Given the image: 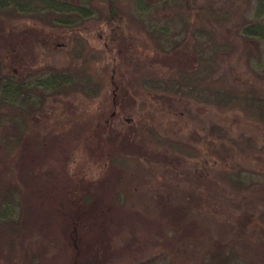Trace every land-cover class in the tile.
<instances>
[{
  "label": "trees",
  "instance_id": "obj_1",
  "mask_svg": "<svg viewBox=\"0 0 264 264\" xmlns=\"http://www.w3.org/2000/svg\"><path fill=\"white\" fill-rule=\"evenodd\" d=\"M159 1L161 17L153 21L141 17L154 6L151 0H134L139 16L125 0H0V37L10 31L35 60L46 50L62 52L68 64L27 79L13 69L16 59L0 55V126L9 123L18 130L15 138L0 135V264H40L66 247L68 264H112L120 232L112 234L109 221L117 207L157 224L163 249L154 258H167L166 264H234L235 242L250 239L255 225L264 226V179L259 177L264 171L250 163L252 156L256 165L259 158L264 163L255 139L229 135L214 125L222 138L218 157L231 160L206 162L195 170L205 153L167 132L158 120V113L175 112L174 101L180 99L212 104L222 112L237 110L246 120L264 125V77L251 82L232 76L230 64L242 47L248 52V41L264 42V23L234 24L238 0ZM256 3L255 14L264 13V0ZM33 23L65 32L66 40L42 47ZM170 23L178 24L179 36L170 35ZM95 31L102 47L89 41ZM9 44L4 41L2 52ZM148 46L176 58V64H154L143 54ZM108 51L118 56L113 69L103 63ZM222 62L228 65L223 70ZM107 95L115 110L95 128L104 135L99 145L105 159L118 167L95 182L79 179L70 186L61 226L67 246L60 248L35 236L23 218L10 160L22 147L35 145L28 136L46 112L47 100L61 97L81 104ZM21 166L18 178L26 185L28 166ZM77 218L86 221L91 239ZM259 241V264H264V234Z\"/></svg>",
  "mask_w": 264,
  "mask_h": 264
},
{
  "label": "rangeland",
  "instance_id": "obj_2",
  "mask_svg": "<svg viewBox=\"0 0 264 264\" xmlns=\"http://www.w3.org/2000/svg\"><path fill=\"white\" fill-rule=\"evenodd\" d=\"M151 1L154 6L149 13L141 14V17L157 20L160 16L157 9L160 1ZM238 1L241 7L239 13L233 16L234 24L239 27L253 20H260L264 23V13L255 14L257 0ZM125 2L131 13L139 16L134 8V0H125ZM1 17L3 15H0V19ZM33 25L38 28L33 29V32L37 33L38 44L42 47L66 40V33L63 31L53 32L48 28H41L40 24L33 23ZM179 29L178 24L170 23L169 33L172 37L173 35L179 36ZM96 31L89 34V41L96 47H102L103 40L98 37ZM5 40L10 44L7 52H2V44ZM161 43L164 45V42ZM246 44L248 52L242 47L235 58L231 59V72L232 76L255 82L258 80L257 77H264V42L257 39V41H248ZM39 45H36L35 49H38ZM142 51L160 67L176 64V58L160 55L150 46L142 48ZM1 54L6 58L16 59L18 62H13V69L17 75L25 76L27 79L68 65L66 56L62 52L51 54L42 50L41 57L35 60L31 57L32 54L25 42L18 40L10 31L6 32L3 38L0 37ZM105 56L103 63L110 64L113 69L118 56L113 51L106 52ZM226 63H220L219 69L226 68L228 66ZM119 71L114 69V74L120 75ZM67 101L57 97L45 102L46 112L38 118L32 126L33 133L28 136L35 142V145L22 147L10 160V165L14 170L13 174L15 173L14 182L19 184L18 197L23 218L35 236L55 241L60 248L67 241L62 235L61 226L67 216V191L70 186L73 188L72 184L79 179L95 182L101 175L118 167V163L111 167L105 159L104 146L99 145L100 142H105L104 135L100 129L95 128L97 123L102 121L111 110H115L111 103V96L107 95L105 99L96 98L81 104L76 103V100ZM173 105L176 106L175 112L158 113V120L167 132L172 131L175 135L189 140L205 153L201 164L196 163L195 170L202 169L201 167L206 162L214 165L221 164L220 160H231V158L218 157V150L221 149L218 141L222 138L217 135L214 125H219L229 135L235 137L242 135L253 137L260 147V150H257L258 153L261 156L264 154V125L246 120L239 111L222 112L212 104L180 99L175 100ZM117 108L122 113L120 107L117 106ZM17 131L9 123L0 126L1 136L4 134L8 138H15ZM37 140L42 144L38 145ZM226 146L232 147L231 144H226ZM22 163L28 166L25 172L30 175L28 176L30 180L26 185L18 178L22 172ZM250 163L255 165L254 168L264 171V163L260 158L256 165V158L252 156ZM259 177L264 179L262 175ZM117 208L115 212H111L112 216L109 221L110 228L113 230H111L112 234L117 235L118 231L120 232V235L118 234L120 241H116L113 247L115 257L112 264H166L167 258H154L163 249L162 240H158L162 235V230L156 227L157 224L143 214L128 211L126 207ZM76 221L84 225L82 226L83 234L87 235L90 232L87 238L91 239L92 231H89L86 221L81 218H77ZM123 223H126L125 226H122ZM252 230L254 235L250 239L235 242L233 245L234 253L231 259L234 264H259L262 261L258 240L264 234V226L259 223ZM69 251L67 247L64 251H57L58 253L53 254L51 259H42L40 264H68Z\"/></svg>",
  "mask_w": 264,
  "mask_h": 264
}]
</instances>
